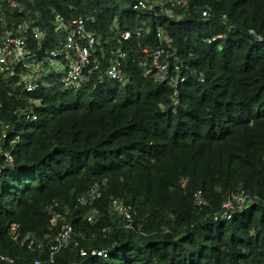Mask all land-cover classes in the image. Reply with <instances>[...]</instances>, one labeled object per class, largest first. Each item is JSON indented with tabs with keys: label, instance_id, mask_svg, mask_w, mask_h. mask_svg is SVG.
Masks as SVG:
<instances>
[{
	"label": "trees",
	"instance_id": "1",
	"mask_svg": "<svg viewBox=\"0 0 264 264\" xmlns=\"http://www.w3.org/2000/svg\"><path fill=\"white\" fill-rule=\"evenodd\" d=\"M16 1L23 15L37 14L45 49L59 45L55 14L85 19L103 41L96 56L103 65L114 59L120 33H143L122 44L123 81L95 78L64 92L50 75L47 87L28 93L0 73V123L9 127L12 157L7 164L0 126V256L10 264H264V0ZM137 1L149 9L134 10ZM146 47L177 61L185 83L177 87L170 61L163 82L141 65ZM26 108L35 118L21 116ZM94 186L100 198L81 207L78 198ZM197 191L208 208L193 207ZM238 191L251 203L214 221ZM112 199L131 207V228L110 211ZM52 212L73 233L50 263ZM14 225L45 253L13 241Z\"/></svg>",
	"mask_w": 264,
	"mask_h": 264
},
{
	"label": "built area",
	"instance_id": "2",
	"mask_svg": "<svg viewBox=\"0 0 264 264\" xmlns=\"http://www.w3.org/2000/svg\"><path fill=\"white\" fill-rule=\"evenodd\" d=\"M170 6L175 4H183V0H168ZM3 3L10 8L7 14ZM134 10H147L148 6L144 1H137L133 6ZM23 8L16 0L0 1V73L8 78L16 80V84L22 87L24 92H34L41 86L47 87L46 77L53 75L59 78L61 89L64 92H73L81 89L84 84H89L96 78L101 83L104 80L123 81L120 68V59L125 57L122 51V44L129 41L132 36L139 37L143 33V29L139 28L134 32L125 31L120 33L117 39L116 50L114 51V59L103 65L97 60V55L102 54L104 44L102 39L88 29L85 19L74 18L70 20L64 19L61 15L55 14L50 21L54 28V33L60 37L59 45L54 49H45L43 41L47 37L46 31L42 30L38 25L37 14L28 16L23 15ZM16 14L19 21H13L10 14ZM203 16L208 19L209 12H204ZM162 37V34H159ZM143 55L138 59L143 66L149 64L150 68L156 71L157 78L169 81V55L165 50H151L148 47L143 48ZM172 63L173 71L178 75L177 87L184 84L186 78L179 76L181 66L175 60ZM176 88V86H174ZM21 116L25 120L35 118L32 111L26 108L21 112ZM3 128V142L1 148L4 151L3 156L7 164L12 163V157L6 151V140L8 125L0 123ZM10 147L13 149L14 142ZM4 171V166L0 165V174ZM100 198L99 187L94 186L88 193L78 198L81 207H86L94 203ZM250 197L244 191L229 194L222 203L220 209L213 213L214 221H228L236 212L244 210L249 203ZM193 207L197 210H204L209 207L208 201L204 195L197 191L194 193ZM110 211L120 217V223L123 222L125 229L132 227V209L125 206L119 199H112ZM90 224L96 221V215L92 214L87 217ZM50 223L52 227H57V231L52 237L50 244V255L48 260L53 261V254L58 252L63 246L70 241L73 233V227L69 223L62 222L60 213L52 212ZM8 236L20 247H26L31 252L38 254L45 253L46 246L42 241L33 239L29 235H22L18 231L17 226L9 229ZM81 255H85L81 252ZM91 256L99 258H107L108 254L104 250H94ZM0 261L12 263L10 257L0 256ZM33 264H41L39 260H35Z\"/></svg>",
	"mask_w": 264,
	"mask_h": 264
},
{
	"label": "rangeland",
	"instance_id": "3",
	"mask_svg": "<svg viewBox=\"0 0 264 264\" xmlns=\"http://www.w3.org/2000/svg\"><path fill=\"white\" fill-rule=\"evenodd\" d=\"M123 85V84H122Z\"/></svg>",
	"mask_w": 264,
	"mask_h": 264
}]
</instances>
